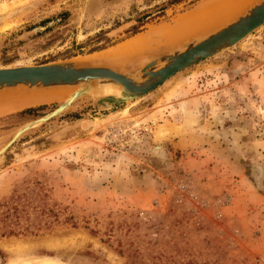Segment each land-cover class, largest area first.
I'll return each instance as SVG.
<instances>
[{"label": "rangeland", "instance_id": "rangeland-1", "mask_svg": "<svg viewBox=\"0 0 264 264\" xmlns=\"http://www.w3.org/2000/svg\"><path fill=\"white\" fill-rule=\"evenodd\" d=\"M210 1L0 0V68L100 58L153 32L114 65L138 71L218 23H189ZM21 91L1 95L50 100L0 106V150L73 90ZM97 94L0 156V264H264V25L143 99L110 111Z\"/></svg>", "mask_w": 264, "mask_h": 264}, {"label": "water", "instance_id": "water-1", "mask_svg": "<svg viewBox=\"0 0 264 264\" xmlns=\"http://www.w3.org/2000/svg\"><path fill=\"white\" fill-rule=\"evenodd\" d=\"M263 25L264 0H260L226 24L200 34H192L179 41L171 40L166 53L159 57H151L138 71L128 70L129 65L118 68L106 65H80L82 61L0 68V92L19 88L28 91L81 90L74 94L75 100L71 104L58 103L47 115L19 128L0 150V156L26 132L59 117L86 93L101 95L97 93L104 86H120L119 96L102 95L115 98L116 101L112 104L105 105L110 111L116 105L122 106L143 99L175 75L235 47ZM50 26L51 24H48L45 28H36L30 34H37ZM143 58L141 56L134 61L143 62Z\"/></svg>", "mask_w": 264, "mask_h": 264}, {"label": "bare ground", "instance_id": "bare-ground-1", "mask_svg": "<svg viewBox=\"0 0 264 264\" xmlns=\"http://www.w3.org/2000/svg\"><path fill=\"white\" fill-rule=\"evenodd\" d=\"M259 1L260 0H212L208 3H204V5L202 4L196 12L194 11L195 13L193 12V15H191L192 20L189 23L193 24L197 22L198 24L197 26L201 27L202 24L203 26L204 25L208 26V25L213 24L215 21H218V23H215L214 26H211L210 29H212L216 26H220V25L230 22L236 16H238L239 14H242L248 7H250L251 5ZM6 8H7L6 6L2 5L0 8V11H4L6 10ZM202 32H205V31H200L197 33L200 34ZM153 35L154 33L150 32L149 34L138 38L137 40H135L134 42H132L131 44L127 46H124L116 50L108 51L104 53L103 55H101L100 58L97 57L94 59L84 60L82 61V63H80V65L114 66L115 64L122 62L126 60L127 58L129 59L130 56H133V54H135L139 50V48L145 44V42L149 41V39H151ZM111 87H113L118 92L117 95H113V96H119L121 92V87L118 85L104 86L100 89V92L111 94L109 92H105L109 90ZM20 90H22L21 92H29V93L39 92V91H28L24 88L13 89V90L5 91V92L8 94L9 93L13 94V92L14 93L20 92ZM63 90H66V89H63ZM41 91H47V90H41ZM50 91H56V90H50ZM79 91L81 90H73L69 92L67 95H64L63 97H65L64 100L66 101L62 103L67 104V105L71 104L75 100L73 99L74 94ZM2 93L3 92H0V106H2L1 108L3 109L10 108L12 110H15L18 108H25V107L29 108V107H33L39 104L46 103L47 101L50 100V96L48 97L42 94H34L31 97L25 96L21 98H15L11 96H3L4 93L3 95H1ZM107 120H104V121L102 120V121L103 123H105ZM7 264H62V263L55 258L42 257V258H35V259H26L21 262H18L16 260H10L8 261Z\"/></svg>", "mask_w": 264, "mask_h": 264}, {"label": "trees", "instance_id": "trees-1", "mask_svg": "<svg viewBox=\"0 0 264 264\" xmlns=\"http://www.w3.org/2000/svg\"><path fill=\"white\" fill-rule=\"evenodd\" d=\"M180 0H170V4H176V3H178ZM142 26H139V27H133V29H132V35H136V34H138L139 32H140V28H141ZM104 33H102L101 34V36L103 35ZM109 44L108 43H104V44H102V45H99L98 47H95V48H93L91 51H90V53H94V52H98V51H102V50H104V49H106V48H108V47H110V46H108ZM35 111H37V110H35V109H29V110H26V111H24L23 113H34ZM74 225V224H73ZM14 235H17V233H15V231H9L6 235H2V236H14Z\"/></svg>", "mask_w": 264, "mask_h": 264}, {"label": "crops", "instance_id": "crops-1", "mask_svg": "<svg viewBox=\"0 0 264 264\" xmlns=\"http://www.w3.org/2000/svg\"><path fill=\"white\" fill-rule=\"evenodd\" d=\"M214 23H215V22H214ZM195 25H196V26L198 25L197 22L195 23ZM201 26L204 27L205 25L203 26V24H202ZM198 27H199V26H198ZM203 68H204V67H203ZM145 100H146V99H145ZM115 113H116V112L114 111V112H112V113H110V114H115ZM110 114H109V115H110ZM117 114H118V113H117ZM111 116H114V115H111ZM117 116H118V115H117ZM119 116H120V115H119Z\"/></svg>", "mask_w": 264, "mask_h": 264}]
</instances>
